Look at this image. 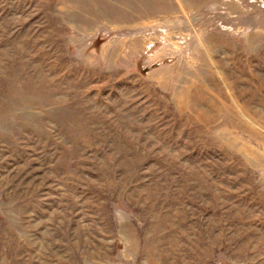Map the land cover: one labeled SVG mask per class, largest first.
<instances>
[{
  "label": "rangeland",
  "instance_id": "rangeland-1",
  "mask_svg": "<svg viewBox=\"0 0 264 264\" xmlns=\"http://www.w3.org/2000/svg\"><path fill=\"white\" fill-rule=\"evenodd\" d=\"M0 264H264V0H0Z\"/></svg>",
  "mask_w": 264,
  "mask_h": 264
}]
</instances>
